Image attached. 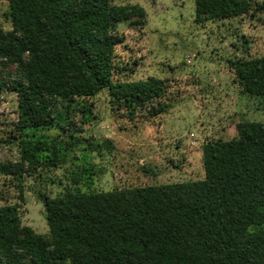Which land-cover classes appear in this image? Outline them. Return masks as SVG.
<instances>
[{"label": "trees", "instance_id": "16d2710c", "mask_svg": "<svg viewBox=\"0 0 264 264\" xmlns=\"http://www.w3.org/2000/svg\"><path fill=\"white\" fill-rule=\"evenodd\" d=\"M7 2L11 29L0 27V65L16 69L8 85L18 95L13 137L20 161L0 164V171L20 180L22 172L61 162L66 141L40 130L52 124L53 100L85 111L81 99L107 88L129 116L152 101V115L166 111L168 104L159 100L162 79H113L119 67L114 47L121 41L114 25L142 27L141 5ZM250 9L251 0H194L197 21L223 20ZM227 64L245 92L264 95V55ZM3 86L0 79V91ZM202 163L201 179L97 191L65 187L44 196L45 235L21 224L16 203L0 204V264H264V123L243 120L232 138L207 140ZM80 175L89 187L92 164H84ZM76 180L73 175L71 183Z\"/></svg>", "mask_w": 264, "mask_h": 264}, {"label": "rangeland", "instance_id": "374dc122", "mask_svg": "<svg viewBox=\"0 0 264 264\" xmlns=\"http://www.w3.org/2000/svg\"><path fill=\"white\" fill-rule=\"evenodd\" d=\"M137 3L146 12L142 27L114 25L121 41L114 47L119 66L114 80L160 78L165 89L159 100L164 113L152 115L147 102L132 116L117 107L107 88L81 99L85 111L61 100L50 104L52 124L43 132L65 142L61 162L38 165L19 178L0 171V204L16 203L22 225L45 235L48 226L42 198L65 187L97 191L205 177L202 145L213 138L230 139L243 120L264 123V95H252L233 79L228 59L264 55V0H251L249 12L226 19L200 21L194 0H111ZM7 0H0V27L11 29ZM14 64L0 65V164L16 165L20 146L15 89L9 82ZM93 167V183L84 184V164ZM145 168V169H144ZM149 170V171H147ZM77 176L75 184L72 176ZM20 181L21 189L18 187ZM21 190V191H20Z\"/></svg>", "mask_w": 264, "mask_h": 264}]
</instances>
